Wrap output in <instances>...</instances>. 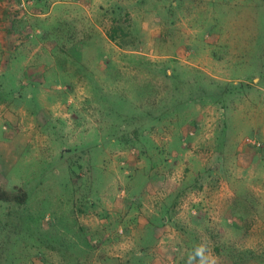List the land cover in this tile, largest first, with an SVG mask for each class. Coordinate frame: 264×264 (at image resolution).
<instances>
[{
    "label": "rangeland",
    "instance_id": "rangeland-1",
    "mask_svg": "<svg viewBox=\"0 0 264 264\" xmlns=\"http://www.w3.org/2000/svg\"><path fill=\"white\" fill-rule=\"evenodd\" d=\"M0 187V264H264V0H0Z\"/></svg>",
    "mask_w": 264,
    "mask_h": 264
},
{
    "label": "clouds",
    "instance_id": "clouds-1",
    "mask_svg": "<svg viewBox=\"0 0 264 264\" xmlns=\"http://www.w3.org/2000/svg\"><path fill=\"white\" fill-rule=\"evenodd\" d=\"M217 257L206 243L197 244L189 253L186 264H216Z\"/></svg>",
    "mask_w": 264,
    "mask_h": 264
},
{
    "label": "trees",
    "instance_id": "trees-1",
    "mask_svg": "<svg viewBox=\"0 0 264 264\" xmlns=\"http://www.w3.org/2000/svg\"><path fill=\"white\" fill-rule=\"evenodd\" d=\"M110 40H114V36H109ZM26 199V193H21L19 195L11 194L5 191L3 188L0 187V202L2 203H14V204H23Z\"/></svg>",
    "mask_w": 264,
    "mask_h": 264
}]
</instances>
